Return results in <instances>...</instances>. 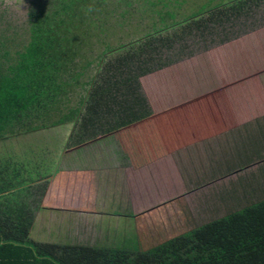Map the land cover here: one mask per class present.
I'll return each instance as SVG.
<instances>
[{"label": "rangeland", "instance_id": "1", "mask_svg": "<svg viewBox=\"0 0 264 264\" xmlns=\"http://www.w3.org/2000/svg\"><path fill=\"white\" fill-rule=\"evenodd\" d=\"M206 2L208 0H0V69L4 71L7 64L19 58V52L30 43L37 24L54 27L62 33L68 29L69 39L78 36L79 47H74L70 59L63 52H56L61 67L71 63L68 70H62L68 82L67 86L57 88L56 102L62 99V104L63 101L76 104L87 92L85 83L94 75L105 46H116L150 27H158L159 17L172 21L170 12L187 15ZM254 24L251 22L236 38L200 48L191 56L141 76L138 85L131 84L134 89L138 87L136 91L143 96L148 111L146 107L135 106L127 118L133 120L135 112L142 111L145 116L150 113L138 125L128 128L125 135L131 136L126 143L138 144L139 152L145 157L143 166L133 170L131 164L136 165L141 158L129 155L130 165L125 167L133 189L129 195L134 200L143 197V217L137 220L128 216L130 222L123 217L117 224L107 222L108 232L96 237L101 240L80 239L78 242L148 248L158 240L206 221L212 212L223 215L229 207L224 197L235 188L234 183L239 182L245 189L253 172L261 173L259 179H262L264 150L253 154L243 146L249 127L257 123L260 114L264 117V21ZM69 39L61 42V46H66ZM19 99L27 103L23 96ZM43 114L21 118L17 126H8L3 134L33 136L32 133L40 130L36 125ZM63 126L64 123L59 124L55 129L62 130ZM52 133L46 134L47 144L62 145V135L53 140L57 133ZM35 136L38 142L29 137L28 140L20 138L21 145L30 140L29 145L41 148V144H37L44 134ZM93 149L123 150L114 137L96 144ZM244 154L251 155L254 162L240 170L246 161ZM139 177L143 184L138 182L135 188L133 181H138ZM125 211L128 209L122 212ZM64 217L68 227V220L74 217L61 214V218Z\"/></svg>", "mask_w": 264, "mask_h": 264}, {"label": "trees", "instance_id": "2", "mask_svg": "<svg viewBox=\"0 0 264 264\" xmlns=\"http://www.w3.org/2000/svg\"><path fill=\"white\" fill-rule=\"evenodd\" d=\"M169 17L173 20L167 22L159 17L162 25L139 32L127 42L105 46L94 75L85 83L86 95L93 98L114 92V96H118L114 103L128 116L135 106L147 109L143 96L136 91L138 87L132 88V83L138 85L141 76L191 56L200 48L238 37L251 22L261 23L264 0H208L192 13L170 12ZM68 32V29L62 33L54 27L37 24L30 43L19 52V58L7 64L4 71L0 69V139L8 138L10 135L3 134L5 129L17 126L21 118L47 113L50 105H56L57 88L67 86L68 82L62 70H68L71 64L61 67L56 52H63L70 59L74 47H79L78 36L69 39ZM65 39H69V43L61 46ZM199 44L202 46L198 48ZM20 96L27 103H21ZM103 100L105 105L109 104V99ZM141 112H135L134 119L129 121L134 123L150 115ZM259 120L264 118L257 123ZM263 132L262 128L257 129L255 135L250 130L244 144L242 142L245 149L253 154L261 153L264 139L258 137L263 136ZM250 157L243 155L246 161L240 170L254 162ZM11 159L0 156V264H264V175L260 180L261 173L252 171L246 178L245 189L239 182L234 183L235 188L224 197L230 204L223 215L212 212L206 221L140 249L33 238L37 205L48 181L31 184L32 172L27 174L20 162ZM251 191L262 194L249 201L244 195ZM27 194L36 202L32 208L23 198Z\"/></svg>", "mask_w": 264, "mask_h": 264}, {"label": "crops", "instance_id": "3", "mask_svg": "<svg viewBox=\"0 0 264 264\" xmlns=\"http://www.w3.org/2000/svg\"><path fill=\"white\" fill-rule=\"evenodd\" d=\"M86 93L80 100L78 98L76 104L72 101L67 103L63 101L62 104V100L60 99L61 102L58 100L55 106L50 105L47 108L48 112L40 116V121L36 125L40 130L31 135L44 134L42 140L45 145L42 144V140L37 144H41L42 149L28 144L30 140L37 141L36 136L19 135L0 139V156L12 157L11 160L20 162L27 174L28 171L32 172L30 177L34 178V181L31 184L48 181V187L39 206L37 205L32 229V237L39 241L79 243L80 239L101 240L102 238L96 237L108 232L106 227L108 223L117 224L116 222H120L123 217L127 221L128 216L138 220L144 214L143 197L134 200L132 195H129L133 189L129 186L131 179L125 168L126 165H130L127 162L129 155L139 157L142 161H138L136 165L131 164L133 170L141 168L145 162L138 144L133 143L129 146L125 141L131 137H125L128 128L138 125L142 120L131 123L126 111L124 109L121 111L119 105L114 103L118 99L114 92L93 98L88 97ZM65 96L62 97L65 99ZM103 99H109V104L105 105ZM258 117L264 118L261 114ZM62 123H64L62 130L55 129ZM261 128L264 130V120H259L249 127L255 135L257 129L260 131ZM51 132L57 133L56 137L51 136L53 140H56L59 134L62 135V145L58 144L55 147V142L53 145L47 144L46 134ZM263 136L258 138L264 139ZM28 137L31 139L21 145L20 138L28 140ZM111 137L116 138L122 151L105 152L93 149L96 144L103 143ZM155 157L158 158L157 155ZM123 159L125 164L122 162ZM137 179L138 181L135 180L132 184L135 188L138 182L143 184L140 177ZM259 194L262 193L251 191L244 197L254 201ZM30 195L27 194L23 198L27 199L32 208L36 202ZM138 204L140 207H135ZM117 208L121 210L118 212ZM126 209L128 211L122 212ZM61 214H72L75 220L74 218L68 220L69 226L66 227L67 219L65 217L62 219Z\"/></svg>", "mask_w": 264, "mask_h": 264}]
</instances>
